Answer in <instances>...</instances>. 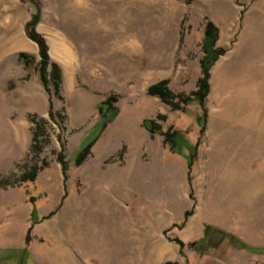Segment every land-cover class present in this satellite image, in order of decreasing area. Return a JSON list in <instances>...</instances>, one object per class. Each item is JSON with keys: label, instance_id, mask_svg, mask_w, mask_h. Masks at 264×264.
Here are the masks:
<instances>
[{"label": "rangeland", "instance_id": "obj_1", "mask_svg": "<svg viewBox=\"0 0 264 264\" xmlns=\"http://www.w3.org/2000/svg\"><path fill=\"white\" fill-rule=\"evenodd\" d=\"M38 1L35 32L61 70L62 99L40 80L33 5L0 0V264H108L113 248L117 264H264V0H224L238 14L218 43L227 52L211 70L202 136L197 101L173 111L147 91L163 80L197 90L209 0ZM50 96L63 123L49 119ZM33 115L45 121L37 155ZM166 133L180 136L179 153ZM109 221L115 247L92 244Z\"/></svg>", "mask_w": 264, "mask_h": 264}, {"label": "trees", "instance_id": "obj_2", "mask_svg": "<svg viewBox=\"0 0 264 264\" xmlns=\"http://www.w3.org/2000/svg\"><path fill=\"white\" fill-rule=\"evenodd\" d=\"M21 1L32 4L35 10L31 20L26 25V32H27L28 37L34 42H36L39 46L40 61L38 64V73L40 76V80L42 84L44 85L45 89L47 90L48 94H51V91L49 88H50V85H52V88L54 90V96H56L59 99H62L61 97V85H62L61 70L57 63L51 61L50 56L48 54V47H47L45 39L35 32L36 27L41 21L42 9H41L40 2L38 0H21ZM194 1L195 0H187L189 4H191ZM219 40H220L219 28L212 21H210L209 19H206L205 27H204V37H203V43H202L203 57L200 60L202 76L198 80L197 90L191 93L189 96H186L184 94H176L175 92H173L169 87L168 80H163V81H160L150 86L147 91L148 95L160 99L162 103L169 106L171 110L173 111L185 112L186 107L188 105H190L193 101H197L200 107L202 108V110L204 111V115L200 116L199 118V121L201 124L200 126L201 136L205 132L206 121H207L205 103H206V100L210 92L211 70H212V67L215 65V63L218 61V59L221 56L225 55V53L227 52L226 49L218 46ZM20 57L26 63V66H29L31 64L30 62L31 60L28 56L22 54ZM116 102H117L116 97H110L109 99H107L105 102H103L100 105L99 113H100V116L103 118H101V120L98 122V127H99V124L102 123L104 117H106L104 113L108 111L110 108L112 109L113 103H116ZM48 115L51 121L59 119L60 123H63L66 119V117L61 115L60 113L58 114L54 113L52 103H51V96H50ZM114 118H115V114L112 117H110L108 122L106 123L112 122ZM161 119L165 120L166 118L165 116H162ZM30 120L32 124L34 125L31 153L35 152L36 153L35 155H37L42 152V145H43L42 143L45 141V140H42V138L46 136V133L42 127V124H44L45 121L38 119V117L35 115L30 116ZM106 123L104 124V126H106ZM150 125L152 126V128L149 127L148 129L150 133L154 135L155 133H157L156 132L157 128L153 127L155 125L154 121H151ZM162 137L164 138V141H163L164 145H169L170 149L173 152L179 153L180 145L176 143L177 139H179L180 137L178 136V134L166 133V134H163ZM95 141L96 140H93L92 142H90L78 154L77 159H76L77 166L82 165L84 161L90 156L91 149ZM59 162L62 163L64 166L63 160H60ZM192 163H193V160L191 158L190 163H189V176H188L191 196H193V190H192L193 177L191 175ZM38 170L39 168L37 167L33 168L28 174H26L22 179H20V182H25L28 180L34 181ZM192 213L193 212L190 211L185 214V221L192 215ZM209 229L211 230L212 228L210 226H206V230H209ZM221 233L225 235L226 237L231 238L236 243L240 244L242 247L248 248V246H246L245 244L237 240L232 235L226 232H221ZM176 242L181 247H184V245L178 240H176Z\"/></svg>", "mask_w": 264, "mask_h": 264}, {"label": "crops", "instance_id": "obj_3", "mask_svg": "<svg viewBox=\"0 0 264 264\" xmlns=\"http://www.w3.org/2000/svg\"><path fill=\"white\" fill-rule=\"evenodd\" d=\"M210 1V4H209ZM208 4H209V8H207V13L209 15V17L211 18V20L219 27L220 29V40H219V44L223 43L225 45L226 41H227V36L230 35V32L234 30L235 28V20L238 14V11L233 7L232 9H228V5L227 3H225L224 0H209ZM229 3V2H228ZM22 142H17V150L16 153L20 152L22 150L23 147H25V145L23 146ZM4 155V154H3ZM103 208V207H102ZM104 209V208H103ZM104 212L106 213V211L104 210ZM97 220H99V214H96L94 216ZM36 219V214H30L29 219L31 220ZM95 220V219H94ZM100 224V223H99ZM108 225V226H107ZM100 224L98 227V231H104L101 235V233H99V235H94L92 238V244H103V245H112L115 247V243H116V233H113V235L111 234L110 230H111V224L110 221L108 222V224ZM113 227H115V224H113ZM108 229V230H107ZM97 231V232H98ZM105 231H108V233H106ZM114 252H113V256L111 258V256L108 257L109 263L108 264H117L116 260H115V248H113ZM112 261V262H111Z\"/></svg>", "mask_w": 264, "mask_h": 264}, {"label": "bare ground", "instance_id": "obj_4", "mask_svg": "<svg viewBox=\"0 0 264 264\" xmlns=\"http://www.w3.org/2000/svg\"><path fill=\"white\" fill-rule=\"evenodd\" d=\"M163 255H164V249H160V250L158 251V255H157V257H158V258H161Z\"/></svg>", "mask_w": 264, "mask_h": 264}]
</instances>
